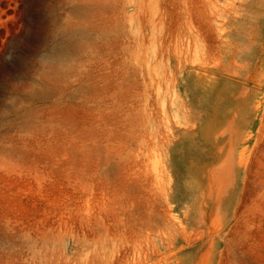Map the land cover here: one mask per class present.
<instances>
[{
    "label": "rangeland",
    "instance_id": "1",
    "mask_svg": "<svg viewBox=\"0 0 264 264\" xmlns=\"http://www.w3.org/2000/svg\"><path fill=\"white\" fill-rule=\"evenodd\" d=\"M0 264H264V0H0Z\"/></svg>",
    "mask_w": 264,
    "mask_h": 264
}]
</instances>
